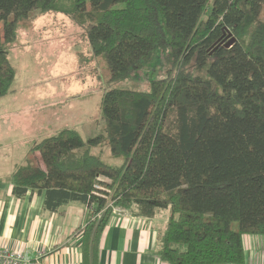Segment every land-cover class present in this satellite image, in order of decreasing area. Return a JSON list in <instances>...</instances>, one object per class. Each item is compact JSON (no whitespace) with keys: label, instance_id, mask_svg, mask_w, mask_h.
I'll return each mask as SVG.
<instances>
[{"label":"trees","instance_id":"16d2710c","mask_svg":"<svg viewBox=\"0 0 264 264\" xmlns=\"http://www.w3.org/2000/svg\"><path fill=\"white\" fill-rule=\"evenodd\" d=\"M33 10L84 27L114 80L169 66L149 90L104 93V132L66 127L34 143L13 194L37 192L50 211L84 203L89 237L115 209H169L158 249L169 264H243L244 235H264V0H0V97L16 77L17 22ZM103 142L124 162L92 151Z\"/></svg>","mask_w":264,"mask_h":264},{"label":"rangeland","instance_id":"374dc122","mask_svg":"<svg viewBox=\"0 0 264 264\" xmlns=\"http://www.w3.org/2000/svg\"><path fill=\"white\" fill-rule=\"evenodd\" d=\"M231 37L227 34L223 43ZM8 53L16 77L10 91L0 97L2 174L16 162H20L17 167L33 160L36 153L31 146L63 128H75L84 139L104 132V93L112 87L149 90L150 81L163 76L169 66L161 57L140 72L114 80L109 59L94 54L89 32L55 10H33L21 17ZM92 151L107 163L124 162L122 156L112 153L107 142ZM165 212L168 217L169 209L161 214Z\"/></svg>","mask_w":264,"mask_h":264},{"label":"crops","instance_id":"0c3cea01","mask_svg":"<svg viewBox=\"0 0 264 264\" xmlns=\"http://www.w3.org/2000/svg\"><path fill=\"white\" fill-rule=\"evenodd\" d=\"M17 163L0 173L1 247L20 250L38 264H169L158 253L166 212L148 218L115 209L100 234L89 237L84 203L71 200L50 211L37 192L13 194L10 177ZM243 240V264H264V235L245 234Z\"/></svg>","mask_w":264,"mask_h":264},{"label":"built area","instance_id":"2783aa9c","mask_svg":"<svg viewBox=\"0 0 264 264\" xmlns=\"http://www.w3.org/2000/svg\"><path fill=\"white\" fill-rule=\"evenodd\" d=\"M0 264H38V260L27 257L20 250L0 246Z\"/></svg>","mask_w":264,"mask_h":264},{"label":"water","instance_id":"95a60500","mask_svg":"<svg viewBox=\"0 0 264 264\" xmlns=\"http://www.w3.org/2000/svg\"><path fill=\"white\" fill-rule=\"evenodd\" d=\"M227 34L228 36H232L231 40L228 43H225L226 46H229L230 44L234 43L236 41V37L233 36L232 32L227 30ZM224 41L222 40L221 43H223Z\"/></svg>","mask_w":264,"mask_h":264}]
</instances>
